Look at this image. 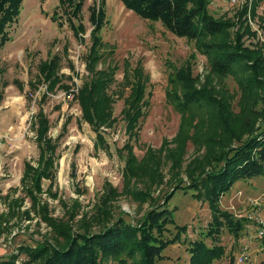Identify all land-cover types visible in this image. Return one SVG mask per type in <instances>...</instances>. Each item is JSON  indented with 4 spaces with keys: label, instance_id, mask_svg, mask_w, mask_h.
Returning a JSON list of instances; mask_svg holds the SVG:
<instances>
[{
    "label": "rangeland",
    "instance_id": "obj_1",
    "mask_svg": "<svg viewBox=\"0 0 264 264\" xmlns=\"http://www.w3.org/2000/svg\"><path fill=\"white\" fill-rule=\"evenodd\" d=\"M95 1L101 0H85L74 15L69 11L74 1L23 0L19 18L8 25L11 38L0 48V89L4 93L0 102V254L18 253L20 263L27 259L23 245L65 241L67 234L60 233L59 229L70 233L86 227L97 229L104 217L106 222L121 212L134 221L143 216L151 200L137 199L124 191L129 181L125 176L127 155L133 151L142 158L149 148L158 149L165 144L168 148L182 146L175 138L181 133L184 115L167 96L168 89L173 86L169 77L176 68L190 63L195 76H199L196 81L199 86L215 83L214 92L218 96H221L220 90L229 86L225 95L233 94L236 110L241 106V90L236 77L213 71L208 56L197 47V40L178 36L160 19L136 13L123 0H104L107 21L100 30L102 44L95 53L89 54L93 40L91 8ZM245 1L214 0L210 10L218 17L237 19L238 9ZM258 9L263 16L264 1ZM71 15L82 32H77L70 24ZM260 16L249 17V21L264 42ZM246 41L251 44L250 37ZM52 56L58 60L48 77L41 71V64ZM90 60L91 66L88 65ZM125 60L132 67L141 65L148 75L146 113L141 118L137 138L130 136L122 114L125 98L131 90L126 75L131 78L136 73L127 71ZM93 67L94 71L113 69L110 92L115 100L112 116L117 117L112 126L103 125L105 143L98 146L96 132L82 115L79 101L71 92H78L83 81L99 76L100 73L95 75L93 70L89 71ZM261 76L264 79L262 73ZM44 91L47 97H42ZM259 91L263 94L264 87H259ZM42 105L50 118L49 132L59 146L56 175L43 177L41 185L37 186V171L27 177L23 173L27 160L35 165L40 161L43 148L39 146L36 128ZM262 107V102L257 105L258 109ZM193 116L198 122L199 117ZM214 147L219 148L218 142ZM181 149L185 152L181 154L183 158L177 171L171 167L172 159L165 158L163 181L157 179L153 183L151 178H156L149 174L140 176L137 186L151 191L153 197L162 201L165 192L173 191L175 180L183 178L185 183L190 180L187 166L194 165L195 158L203 157L207 146L202 145L198 150L194 141L188 139ZM163 153H167V149ZM114 188L119 193L107 196L114 195ZM174 191L169 207L177 223L188 224L183 239L185 236L188 239L203 237L214 244L212 237L206 234L213 217L208 200L196 197L195 187ZM107 197L111 201V205L107 204L111 210L109 216L100 209V204L105 206ZM219 200L221 208L247 219L238 238L228 227L223 229L221 241L225 252L212 264H231L232 255L234 264H264V237L258 235L260 226L257 223L264 221V175L237 180ZM168 226L172 232L177 230L174 224ZM189 244L183 240L173 242L163 250L165 258L156 264H189Z\"/></svg>",
    "mask_w": 264,
    "mask_h": 264
},
{
    "label": "trees",
    "instance_id": "obj_2",
    "mask_svg": "<svg viewBox=\"0 0 264 264\" xmlns=\"http://www.w3.org/2000/svg\"><path fill=\"white\" fill-rule=\"evenodd\" d=\"M23 0H0V48L11 38L8 25L14 23L22 8ZM74 1V2H73ZM127 7L146 18L161 20L164 26L168 27L178 36H186L189 39L197 40V47L208 56L210 68L219 75L231 74L236 77L241 98L240 108L234 107L233 94L226 90H220L218 96L214 90L216 84L199 86L190 63L182 64L170 75L168 98L175 103L182 112L181 133L175 138L180 143H187V140L194 141L197 149L206 145V152L203 157H197L188 164L190 180L184 182L183 178L175 180L173 191L163 194V200L153 197L151 191L137 186L136 180L147 177L149 174L153 183L159 179L163 181L162 162L165 158L172 159L171 167L178 170L181 166V159L184 152L181 147L168 148L167 144L161 148H149L147 155L137 157L133 151L127 155L125 172L128 177V184L124 191H128L137 199L151 200L143 216L136 221L128 219L125 212H121L115 218H109L97 229L85 228L84 230H68L66 240L52 243L43 241L38 245H23L27 252V259L24 263L17 260L18 253L0 254V264H29L34 261L37 264H156L159 259L165 258L163 250L175 241H189L190 251L189 264H212L225 252V245L222 243V231L225 227L238 238L245 228L247 217H239L232 211L221 208L219 199L223 193L235 184L237 180L264 175V93L261 94L259 87H264V42L258 36V29L254 28L249 17L260 16L258 7L264 0H246L238 9L236 18L218 17L210 10L211 0H123ZM73 2L70 13L76 15L82 8L85 0H69ZM106 3L104 0L95 1L91 8V20L93 37L90 52L95 53L102 44L100 30L107 21ZM54 15V14H52ZM55 16V15H54ZM264 28V15L260 16ZM70 24L77 28L72 15L69 17ZM62 24V22H60ZM247 37L251 41L247 43ZM256 37L257 39H254ZM97 56L95 54L93 58ZM55 56L47 58L41 64V71L49 77L50 72L57 65ZM92 60L88 65H92ZM127 71L132 70L135 75L127 81L131 90L122 109L125 120V127L130 136L136 138L140 134L141 118L145 116L146 110V88L147 73L141 65L134 67L125 60ZM129 67H132L130 69ZM96 75L95 79L83 81L78 92H71L79 101L82 115L96 132L97 146L105 143V131L103 125L112 126L117 117L113 113V94L110 81L113 79V69L90 68L89 71ZM51 88V87H50ZM43 93L42 97H47ZM4 93L0 89V102ZM41 97V98H42ZM262 108H257L259 103ZM191 113L192 116H189ZM199 117V121L193 116ZM38 125L37 140L43 148L39 164L35 165L27 160L23 175L30 176V173L37 171L36 185L40 186L43 177H54L56 150L58 140L50 132V118L40 106L37 114ZM66 126V125H65ZM216 134V135H215ZM182 137V138H181ZM180 138L182 141H180ZM218 142L219 148H213ZM128 143V142H127ZM129 143L127 144V146ZM167 149V153H163ZM131 150V146L130 149ZM158 152V153H157ZM177 168V169H175ZM134 178V180H133ZM195 187V196L199 199L208 200L213 217L208 224L206 231L214 244H209L205 238L188 239L183 235L187 232L188 224L176 222L173 209L169 207V198L177 188L186 189ZM119 190L114 188V197ZM107 197L105 206L100 204V209L105 215H111L107 204L111 201ZM109 201V202H108ZM108 209L106 213V209ZM73 217L74 214H71ZM174 224L176 231L171 230L168 225ZM59 227V225H58ZM235 257L232 255L231 264H234Z\"/></svg>",
    "mask_w": 264,
    "mask_h": 264
},
{
    "label": "built area",
    "instance_id": "obj_3",
    "mask_svg": "<svg viewBox=\"0 0 264 264\" xmlns=\"http://www.w3.org/2000/svg\"><path fill=\"white\" fill-rule=\"evenodd\" d=\"M233 3H238L239 0H231ZM259 230H258V235L264 237V221L259 220L258 222Z\"/></svg>",
    "mask_w": 264,
    "mask_h": 264
},
{
    "label": "crops",
    "instance_id": "obj_4",
    "mask_svg": "<svg viewBox=\"0 0 264 264\" xmlns=\"http://www.w3.org/2000/svg\"><path fill=\"white\" fill-rule=\"evenodd\" d=\"M211 1H214V0H211Z\"/></svg>",
    "mask_w": 264,
    "mask_h": 264
}]
</instances>
